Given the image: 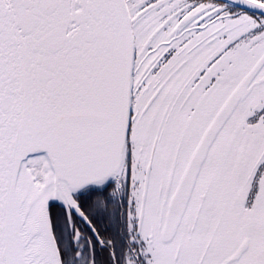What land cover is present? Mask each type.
Returning <instances> with one entry per match:
<instances>
[{
  "label": "snow or ice",
  "instance_id": "snow-or-ice-1",
  "mask_svg": "<svg viewBox=\"0 0 264 264\" xmlns=\"http://www.w3.org/2000/svg\"><path fill=\"white\" fill-rule=\"evenodd\" d=\"M0 264H264V0H0Z\"/></svg>",
  "mask_w": 264,
  "mask_h": 264
}]
</instances>
